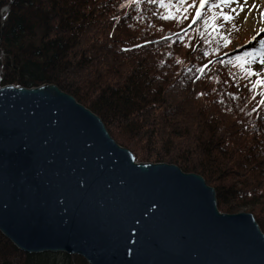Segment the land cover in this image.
<instances>
[{
  "label": "trees",
  "instance_id": "obj_1",
  "mask_svg": "<svg viewBox=\"0 0 264 264\" xmlns=\"http://www.w3.org/2000/svg\"><path fill=\"white\" fill-rule=\"evenodd\" d=\"M197 2L0 0V86L55 84L136 161L200 174L220 211L250 212L264 233L258 43L222 52L230 15L220 0ZM0 264L88 263L23 252L0 233Z\"/></svg>",
  "mask_w": 264,
  "mask_h": 264
},
{
  "label": "water",
  "instance_id": "obj_2",
  "mask_svg": "<svg viewBox=\"0 0 264 264\" xmlns=\"http://www.w3.org/2000/svg\"><path fill=\"white\" fill-rule=\"evenodd\" d=\"M0 233L88 264H264L252 213L220 211L200 174L136 161L52 83L0 86Z\"/></svg>",
  "mask_w": 264,
  "mask_h": 264
},
{
  "label": "rangeland",
  "instance_id": "obj_3",
  "mask_svg": "<svg viewBox=\"0 0 264 264\" xmlns=\"http://www.w3.org/2000/svg\"><path fill=\"white\" fill-rule=\"evenodd\" d=\"M223 2L222 6L230 15V21L224 25L226 33L234 34L228 38L230 47L222 52L244 45L249 38L260 37L263 41V50L251 64V68L264 73V9L260 7L264 4V0H224Z\"/></svg>",
  "mask_w": 264,
  "mask_h": 264
},
{
  "label": "bare ground",
  "instance_id": "obj_4",
  "mask_svg": "<svg viewBox=\"0 0 264 264\" xmlns=\"http://www.w3.org/2000/svg\"><path fill=\"white\" fill-rule=\"evenodd\" d=\"M260 7H262L264 9V4H261Z\"/></svg>",
  "mask_w": 264,
  "mask_h": 264
}]
</instances>
